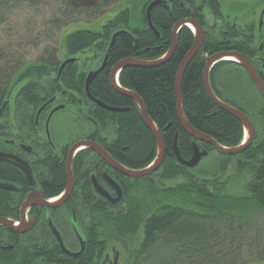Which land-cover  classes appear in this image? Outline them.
<instances>
[{
    "label": "flooded vegetation",
    "instance_id": "flooded-vegetation-1",
    "mask_svg": "<svg viewBox=\"0 0 264 264\" xmlns=\"http://www.w3.org/2000/svg\"><path fill=\"white\" fill-rule=\"evenodd\" d=\"M20 1L42 2L0 0V11ZM63 1L73 18L79 13L85 20L74 18L64 22L56 46L46 47L35 60L0 80V264L119 263L121 250L114 246L95 255L94 221L99 218L97 214L120 209L137 179H157L160 167L149 175L134 178L94 149H72L80 141L90 142L119 165L132 170L148 166L156 156L155 151L150 162L139 165L123 159L128 145L121 137L120 116L132 110L139 116V107L124 95L130 100L127 104L109 103L105 87L100 85L98 77L103 75V85L115 90L110 76L115 65L126 57L116 59L110 51L120 34L142 37L151 33L152 48L161 54L146 58L130 54H135L140 62H151L170 49L178 23L181 25L171 58L184 28L191 35L186 53L195 36L194 28L187 22L196 23L204 37L194 56L200 53L206 64L207 58L228 53L210 68L213 92L220 101L248 117L254 128L252 142L264 136V93L249 74L251 69L264 85V0H160L151 9V26L146 9L153 0H145L134 13L123 8L99 26L94 24L106 18L110 7L120 0ZM163 15L168 17L167 25ZM75 21L91 26L72 28L70 24ZM68 25L71 27L63 35ZM77 31L89 33L88 44L77 49L63 46V41ZM230 54L243 57L246 67ZM27 67L26 75L20 77L18 73ZM176 122L157 127L161 133L173 134L170 156L179 164L172 147L175 135L181 157L188 160L191 155L183 153L181 138L189 135L177 116ZM189 137L191 143L193 138ZM198 143L203 149L215 150L220 159L228 156L206 142ZM188 170L183 173L188 174Z\"/></svg>",
    "mask_w": 264,
    "mask_h": 264
},
{
    "label": "trees",
    "instance_id": "trees-1",
    "mask_svg": "<svg viewBox=\"0 0 264 264\" xmlns=\"http://www.w3.org/2000/svg\"><path fill=\"white\" fill-rule=\"evenodd\" d=\"M166 18L164 16L162 19L164 24ZM88 36L87 31H77L63 41V46L74 49L84 47L88 44ZM190 40L191 35L184 28L174 56L168 61L153 67L128 66L119 73L120 86L136 92L143 99L148 113L158 126H165L169 121L177 123L175 74L186 49L190 47ZM153 42L151 33L142 37L120 34L110 52L116 59L135 58L136 53L143 58L155 57L161 52L152 48ZM133 52L135 54L130 55ZM204 67L205 61L197 53L184 72L181 87L184 114L195 129L213 137L221 145H238L242 139V127L234 117L216 108L207 98L202 82ZM28 70V67L22 68L19 76L23 77ZM98 78L100 85L105 87L106 101L111 104L130 102L108 85H103V75ZM120 118L121 137L128 145L123 159L134 165L147 164L156 151L152 134L139 119L136 110L135 113L132 110L122 114ZM261 134L262 131H259ZM162 137L166 151L159 177L165 180L180 178L182 181L175 187L162 189L154 185V180L145 181L148 182L147 189H143L145 197L139 198L144 202L132 204L134 207L129 205L123 217L119 215L108 221L107 229L114 234L112 237H118L122 243L132 240L133 249L126 252L128 259L124 264H138V258L148 256L158 247L170 253L168 259H161L168 261L166 264H247L253 260L264 261V248L259 238L249 240L246 235L252 219L264 211V136L258 141L254 140L236 156L223 159L215 150L206 149L208 156L204 161L209 159L215 163L208 161L206 167L203 163V166L189 170L170 156L173 134L162 133ZM189 139L185 134L181 138L186 155L192 154L193 139L191 143ZM197 146L203 149L198 142ZM231 164L233 175L227 173ZM184 170H188V174L183 173ZM235 177L248 178L244 186L245 194L228 191ZM145 182L142 180V184ZM146 202H154L155 209L144 217ZM94 225L93 251L97 256L106 250L103 239L107 235L98 232L105 229L103 219L96 218ZM259 245L261 249H258ZM253 246L259 251L253 256L255 258L246 260L245 251Z\"/></svg>",
    "mask_w": 264,
    "mask_h": 264
},
{
    "label": "rangeland",
    "instance_id": "rangeland-1",
    "mask_svg": "<svg viewBox=\"0 0 264 264\" xmlns=\"http://www.w3.org/2000/svg\"><path fill=\"white\" fill-rule=\"evenodd\" d=\"M145 0H120L118 3L111 6L108 10L109 15L106 14V18H101L95 26L103 24L109 17L113 16L118 11L123 8L129 9L132 13L140 10L142 4ZM63 0H42L41 3H34L32 1H20L15 4L14 7L6 9V11H0V77L5 80V77L11 73L12 70L27 64V62L33 61L36 59V56L43 51L46 47L56 46L57 39L60 34L61 25L72 19L76 20H85L83 15L79 14L74 16L69 7ZM103 17V16H102ZM58 21V22H57ZM72 28H83L90 27L91 25L86 22H73L70 24ZM68 25L63 32V35L66 33L67 29L71 26ZM71 28V29H72ZM209 159L204 161V167L208 164ZM214 160L210 162L213 163ZM201 162L197 167L203 166ZM215 163V161H214ZM202 164V165H201ZM162 165V164H161ZM209 165V164H208ZM230 175L234 174L233 164L230 165V168L227 172ZM156 187L159 189L162 188H172L178 185L182 180L180 178H175L172 180L161 179L159 176L154 180ZM248 181V178H239L235 177L234 182L229 186L228 191L232 194H245V184ZM142 185V186H139ZM148 182L142 184V181L138 180L134 185L129 187V195L127 196L124 204L120 209L104 211L97 216L104 220L105 229L98 230L99 233L107 235L105 240V245L110 248L112 246L121 250V259L118 264H124V261H127L126 252H131L133 249L132 240H129L127 243H122L118 240V237L115 239L112 237L114 235L108 228V221L119 217V215L124 216L125 211L128 206L134 207L132 204H142L139 198L143 199L145 194L143 189H147ZM133 194V196H131ZM174 198L176 201H179L175 195ZM154 202H146V217L151 211H154L155 206ZM109 212V213H105ZM95 227V225L93 224ZM141 228V227H140ZM138 235L141 233L138 231ZM248 239L259 238L261 246L264 248V211L258 213L250 222L247 233ZM109 236V237H108ZM258 249H261V247ZM256 246L248 248L245 251V259L250 260L255 258V253L259 251ZM170 253L166 251L163 247H158L156 250L151 252L148 256H145L142 259L138 258V264H166L168 261H161L162 258L168 259ZM264 261H250L247 264H263Z\"/></svg>",
    "mask_w": 264,
    "mask_h": 264
},
{
    "label": "water",
    "instance_id": "water-1",
    "mask_svg": "<svg viewBox=\"0 0 264 264\" xmlns=\"http://www.w3.org/2000/svg\"><path fill=\"white\" fill-rule=\"evenodd\" d=\"M160 3H161L160 0H153L147 6L146 18H147V22L149 23L150 26H151V19H150L151 9L155 5L160 4ZM187 23L191 24V26L194 28L195 36H194V41L192 43L191 48L186 52V54L182 58L181 62L178 65V68L176 70L174 89H175V97H176V106H175L176 116H177L182 128L184 129V131L189 136H191L193 138V141L191 144L192 145L191 157L188 160H184L181 157V155L179 154L178 145H177V135H175V137L173 139V146L172 147H173V152H174L176 159H177L179 164H181L187 168H194L201 162V160L203 158L207 157V155H208V151L200 150V148L197 146L196 141L206 142V143L212 145L218 152H220L224 155H236V154L244 151L251 144L252 139H253V135H254V128H253L252 123L250 122V120L248 119V117L246 115H244L242 112H240L236 108H233V107L225 104L224 102L220 101L210 86V82H209L210 68L213 66V64H215L216 62L225 58L228 55V53L216 54V55L206 59V64H205V67L203 70V85H204V89H205V93H206L207 97L217 107H219L220 109L229 113L231 116H233L235 119H237L239 121V123L241 124V126L243 128V132H244V136H243L242 141L238 145H235L232 147L222 146L213 137H211L207 134H204V133L198 131L197 129H195L190 124V122L187 120V118L184 114L183 105H182L181 87H182L183 76H184V72H185L188 64L190 63L192 57L194 56V54L197 52V50L201 46L202 41H203V37H204L201 28L196 23H194V22H187ZM180 25H181V23H178L175 26V36H174L172 45L164 56H162L161 58H159L155 61H151V62H140L134 57L125 58L115 65V67L112 70L111 76H110V82H111L112 87L119 94L124 95V96L129 97V98H132L138 104L140 119L142 120L144 125L149 129V131L151 132V134L154 138V141H155L156 156L153 159V161L148 166H146L142 169L132 170V169H127V168L122 167L109 154H107L102 149H99L96 146L89 144L90 142L80 141L73 146L72 150H76L77 148H86V147L90 148V149H94L101 156H103L111 165H114L117 169H120L123 173L127 174L130 177H134V178H140V177H144L146 175H149L152 172L156 171L161 166L163 159H164V156H165V150H166V146H165V143H164V140L162 137V133L159 130V128L157 127V125L149 117L147 110H146V106H145L144 102L142 101V99L139 97V95L136 94L135 92H133L132 90H127V89L123 88L122 86H120V84L118 83V74L120 73V71L123 68L128 67V66L153 67V66H158V65L168 61L174 52V49L176 46V32H177L178 27ZM113 39H114V37H113ZM230 55L234 59L238 60V62H240L241 65L246 67L247 64H245L243 57H241L240 55L239 56L235 55V54H230ZM66 62H64L62 64L60 71ZM249 74H250L252 80L255 82L256 86H258L264 93V85L259 82V80L257 79V77L255 76L254 72L251 69H250ZM92 76H94V74H92ZM109 109L114 110V108H109ZM116 110H120V109H116ZM67 166H68L67 168L69 169L70 162L68 163ZM68 174L70 176L69 170H68ZM68 183L70 184V181H68ZM113 264H115V261Z\"/></svg>",
    "mask_w": 264,
    "mask_h": 264
},
{
    "label": "bare ground",
    "instance_id": "bare-ground-1",
    "mask_svg": "<svg viewBox=\"0 0 264 264\" xmlns=\"http://www.w3.org/2000/svg\"><path fill=\"white\" fill-rule=\"evenodd\" d=\"M191 27V26H190Z\"/></svg>",
    "mask_w": 264,
    "mask_h": 264
}]
</instances>
